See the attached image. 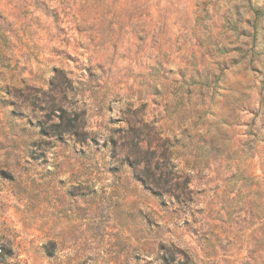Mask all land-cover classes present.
<instances>
[{
	"label": "rangeland",
	"instance_id": "374dc122",
	"mask_svg": "<svg viewBox=\"0 0 264 264\" xmlns=\"http://www.w3.org/2000/svg\"><path fill=\"white\" fill-rule=\"evenodd\" d=\"M0 264H264V0H0Z\"/></svg>",
	"mask_w": 264,
	"mask_h": 264
}]
</instances>
